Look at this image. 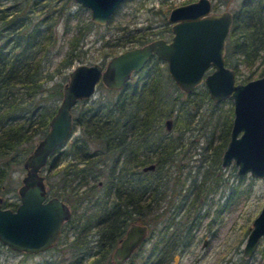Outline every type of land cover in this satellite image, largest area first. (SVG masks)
I'll return each instance as SVG.
<instances>
[{"label": "trees", "instance_id": "16d2710c", "mask_svg": "<svg viewBox=\"0 0 264 264\" xmlns=\"http://www.w3.org/2000/svg\"><path fill=\"white\" fill-rule=\"evenodd\" d=\"M74 4L77 9L72 10ZM83 8L74 0H10L0 7L2 193L8 190L1 187L11 165L20 164L34 137L45 133L57 107L56 99L62 92L61 85L55 86L56 99L51 104H44V84L50 76L46 77L43 58L56 41L57 25H63V33L67 36V48L59 62L66 66L74 60L83 59L81 42L88 31L99 26L90 17L77 18L72 23L73 17ZM113 17L114 14L111 19ZM234 18L225 62L234 69L237 81L244 82L264 73V0H240ZM125 26L120 25L118 33L101 35L98 49L103 57L113 54L128 42H141L153 33L148 26L124 31ZM149 62L148 67L136 72L137 79L133 84L128 83L118 90L109 88L115 95L79 100L89 102L73 115V128L79 127L78 130L83 132L84 145L76 139L68 148L64 149L61 145L50 153L49 161L54 163L50 175L65 181L64 186L69 188L66 194L85 197L88 194L85 189L80 190V184L103 180V189L97 190V184L92 183L95 187L89 196L95 197L100 210L87 221L96 226V218L93 217L98 213V221L103 223L99 226L100 242L104 245H86V236L91 229L81 231L82 225L77 219L76 232L69 240L70 244L66 245L65 238L63 241L66 250L62 254L67 252V256L64 258L60 254L44 264H115L111 260L112 247L129 221L137 219L147 223L154 231L156 227H161L153 222V213L158 209L160 200L167 195L166 189L171 180L168 165L178 163V155L183 154L185 144L183 138L166 132L163 118L174 114V128L178 125L181 129L188 128L193 121L191 109L213 100L204 83L186 94V98L181 97L182 91L171 96L163 86L164 77L159 73L157 61L152 59ZM243 67L248 68V72H244ZM100 84L98 82L97 86ZM225 123L223 148L229 139L230 118ZM128 132L131 142L127 152L124 137ZM96 141H100L103 150L92 154L88 148ZM62 161L60 169L54 171ZM150 162L156 163L155 169L143 171L141 167ZM208 177V172L204 171V178ZM54 189L59 190L60 187L56 185ZM127 199L128 210L125 207ZM113 201L114 207L111 205ZM15 204V200L3 198V206L13 207ZM119 206L120 212L117 211ZM143 208L146 216L136 218ZM162 240L158 237L152 242L146 252L145 264H168L175 246L172 241Z\"/></svg>", "mask_w": 264, "mask_h": 264}, {"label": "water", "instance_id": "95a60500", "mask_svg": "<svg viewBox=\"0 0 264 264\" xmlns=\"http://www.w3.org/2000/svg\"><path fill=\"white\" fill-rule=\"evenodd\" d=\"M74 1L90 10L94 23L105 24L124 0ZM210 5V0H193L172 7L168 20L175 24L169 43L157 38L121 50L104 64L81 62L70 70L47 130L23 158L25 174L18 187V205L14 209L3 206L0 196L1 244L28 253L44 251L54 244L70 212L57 197L45 199L42 167L49 154L71 134L73 107L77 101L91 97L98 82L110 89H121L130 73L139 71L151 54L166 60L169 74L180 90L190 92L203 82L214 102L232 101L233 117L221 165L227 166L233 161L238 174L249 172L264 176V73L244 82L235 80L234 69L225 65L224 60V38L232 13L229 10L210 13ZM209 66L212 70L206 73ZM165 124L170 129L171 118ZM154 166L150 163L143 170H152ZM147 230L146 224L132 222L113 251L114 260L121 262L127 258ZM260 237L264 238V203L252 221L243 247L244 257L252 255Z\"/></svg>", "mask_w": 264, "mask_h": 264}, {"label": "rangeland", "instance_id": "374dc122", "mask_svg": "<svg viewBox=\"0 0 264 264\" xmlns=\"http://www.w3.org/2000/svg\"><path fill=\"white\" fill-rule=\"evenodd\" d=\"M188 1L191 0H124L116 9L113 19L105 24H99L86 33L81 42L83 59L74 60L68 66L59 63L67 48V36L63 33V25L59 23L55 29L56 41L49 47L43 58L46 77L50 76L44 84L42 98L46 101L44 104L54 102L56 99L55 86H63L69 78L70 70L77 63L94 61L105 63L109 55L103 57L100 54L98 47L101 35L108 36L116 33L120 25H126V29H132L147 23H156L164 15L167 16L171 7ZM9 2L10 0H0V7ZM213 2L216 4L217 0ZM239 3L240 0H230L226 7L233 10L239 6ZM223 7L224 5L216 4L214 9L221 10ZM71 8L75 10L77 5L74 4ZM163 12L166 13L163 15ZM87 17H90V10L84 6L73 17L72 23L74 24L77 18ZM248 70L243 67L244 72ZM165 79L169 82L167 93L171 96L176 95L180 91L179 88L173 81L167 80L166 76ZM235 80L237 81V78ZM163 86L167 85L163 83ZM107 95H115V92H111L101 83L96 86L90 98ZM181 97L186 98V93L182 92ZM60 98L61 95L56 99L57 105ZM78 101L73 107V115L89 103ZM191 113L193 121L187 129H181L178 125L172 130L173 134L184 130L182 134L185 144L183 154L178 155L180 160L176 161L181 167L176 168L175 165L170 167L171 180L166 189L167 198L172 201L170 206H166L171 209L176 206L178 209L182 205L181 210L186 211V207L191 204L190 217H195L196 223L193 240L183 252H179L180 259L177 263L261 264L264 262L263 237L259 238L251 256H243V247L252 227V221L264 203V176H253L249 172L238 174L237 165L233 161L227 166L221 165V155L226 146L222 147L223 127L225 128L228 118L232 121V101L229 99L224 102H202V105L193 107ZM77 132V127L72 128V135ZM41 137L38 135L34 137L28 152ZM22 162L11 165L10 172L4 181L5 184L1 187L8 188L7 192H0L3 198L15 200L19 197L18 187L25 174ZM63 163L64 161L57 165L54 171L60 169ZM44 167L41 173L46 175L47 171ZM204 171L208 172V178H204ZM59 250L55 248L40 253L26 254L9 249L0 243V264H44L45 261H50V258L60 255V251H64V249ZM63 256L66 257L67 252L63 253Z\"/></svg>", "mask_w": 264, "mask_h": 264}, {"label": "flooded vegetation", "instance_id": "af4514ba", "mask_svg": "<svg viewBox=\"0 0 264 264\" xmlns=\"http://www.w3.org/2000/svg\"><path fill=\"white\" fill-rule=\"evenodd\" d=\"M191 1H193V0H191ZM213 1L214 0H210V2H211L210 10H209L210 13H218V12H221L223 10H229L232 13L231 25H230L229 30H228L225 38H224V48H225L224 49V60H225L226 56H227L228 36L232 32V30L234 28V24H233L234 23V19H235L234 17H235V13L238 10V7L236 9L232 10V9H229L228 7H226L229 4L230 0H228L227 2H225V0H217L216 4L217 5H224V7L221 10H216V9H214L216 7V4ZM188 2H190V1H188ZM170 9H169V11H170ZM169 11H168V14H167L166 17L164 15L166 12L165 13L163 12L164 17L159 19L156 23H147V24L143 25V26H148L149 29L153 32L148 38L142 40L141 42L140 41L128 42L126 45H124L123 47L119 48L116 52H114L113 54L109 55V57L114 55L115 53L121 51V50H124V49H127V48H131L133 46L141 45V44H144L146 42L152 41V40L157 39V38H162L166 42L169 43L172 40V36L174 34L172 26L175 24L174 21H169L168 20ZM113 14H115V12ZM111 17H110V19H111ZM110 19H109V21H110ZM143 26L133 27L132 29H136V28L140 29ZM138 29H136V30H138ZM126 30H128V29L125 28L124 31H126ZM129 30H131V29H129ZM116 33H118V30H116ZM152 59H155L157 61L156 64L158 65L159 73L162 74L163 77H164L163 80L165 82V85H167L165 87V89L167 90L169 82L166 81L165 76H166L167 80H169V81H173V79H172V77L169 74L166 60L158 57L156 54H151L147 58L146 62L144 63V65L142 66L141 69H143V67H145V66L148 67V65L150 64L149 61L152 60ZM225 65H226V62H225ZM211 70H212V66H209L206 69V73L210 72ZM136 72L137 71H133V72L130 73V76L128 77L125 85H127L128 83L129 84L130 83L131 84L134 83V81L137 79L136 78V76H137ZM202 83H200V84H202ZM174 84H175V82H174ZM200 84H198L197 86H199ZM175 86H177V85L175 84ZM197 86H195L190 92H185V91H182L180 89L179 90L184 92V93H186V94H188V93L193 92V90L196 89ZM158 87H160V86H158ZM114 90H118V89H114ZM167 118H171V120H172V124H171V128L170 129L166 128L165 120ZM175 124L176 123H175L174 114H170L169 116H166V117L163 118V125H164V128H165L166 132L167 133H171L172 135H174L176 137L183 138V134L182 133L187 128H185L184 130H181V132H179L177 134H173L172 130L174 129ZM229 134H230V132H229ZM76 139L78 141L80 140V142H79L80 145H82V146L84 145L83 132L81 130H78V132L76 134H74V135H72V132H71L69 137L66 138V140L63 142V144H62L63 148L64 149L68 148L69 145ZM124 139H125V142H126L127 152H128L129 151V145H130V142H131V140H130V132H128L126 134ZM82 146H81V148H82ZM102 150H103V148H102V144L100 143V141H96L95 143L94 142L90 143V146L88 148V151L90 153H92V154H98ZM49 156H51V155L49 154ZM49 156H48V158L46 160V163L44 165L46 167V171H47L46 175H44V183H45V187H46V197H45V199L47 200V199H49L51 197H57L59 200H61L68 207L70 215H69L68 218L64 219V221L62 223V226H61V230H60L59 236L57 237V239L54 242V244L52 246H50L49 248L45 249L44 251L50 250V249H55V248L60 249V250L64 249V251H65L66 250L65 249L66 246L64 245L63 241L65 239H67L66 245L70 244L71 241H69V240L72 239V237L74 236V234L76 232L75 224H77V219H79V223L82 225L81 231H83V230L87 231L88 228L91 229V232H89L87 234V236H86V240H87V244L86 245H89V246L90 245H94V246L102 245L103 246L104 244L102 242H100V234L101 233L99 232V226L101 224H103V223H100V221H98L99 220L98 218H100V216L97 213L96 216L93 217V218H96V220H95L96 221V226H95L94 223L87 221L88 218H90V216H92L95 212L100 210V209H98V207H100L98 201L95 200V197L93 195L89 196V192L93 191V188L95 187L94 183L97 184L96 185V188H98L97 190H99V188L103 189V187H104L103 186V180L102 179H98L94 183H93V181H89V182H86L85 184H80V190L82 191V189H85L86 193L88 194L85 197L76 198L73 195L66 194L67 191L69 190V188L66 189V187L64 186L65 181L57 180L56 178H52L51 175H50V172H51L52 168L54 167L53 166L54 163L49 161L50 160ZM150 163H153L155 165L154 166V169H155L156 163L155 162H150ZM150 163H148V164H150ZM148 164L143 165L141 167V169L143 170V167L148 165ZM172 165H175L176 168H180L181 167L179 162L177 164L172 162L168 166L172 167ZM143 171H145V170H143ZM92 183L94 185H92ZM56 185L60 187L59 190L54 189V187H56ZM54 191L58 192L59 194H55ZM143 198L145 199L144 196H143ZM185 198H188V197L185 196ZM194 199H195V197H194ZM15 201H16V204L13 207H11L13 209L18 205V203L20 201L19 197L16 198ZM109 203H106V204L109 205ZM128 203H129V199H127L126 202H125V204H126L125 207H126L127 210L129 209ZM171 203H172V201H170L167 198V195L164 196L160 200V202L158 204V209L153 213V216L155 218L154 219V223L156 225L161 226V227H156L155 231L152 230V228L147 223H143V222H141V221H139L137 219L129 221L127 223L124 232L120 236L117 237L116 243L112 247L111 260L115 264H145L147 262V253L146 252L148 251V249L151 246L152 242H154L158 237H162L163 238L162 241H165V240L172 241L171 244H173L175 246L174 253L172 255V258L169 260L168 264H176L179 261V259H180L179 252H183L186 249V247H188L191 244V242L193 240V237H194V232L193 231L196 228V226H195L196 223H195V217H190V214H191L190 212H192L191 209H190L192 207L191 204H190L189 207H186L187 209H186V211H184V210H181V209H183L182 205L179 206L178 209H177L176 206H174V209H171L170 207L166 206V205L170 206ZM111 205H113L112 207H114V201L112 202ZM102 207L105 208L106 205L103 204ZM117 211L120 212V206L118 207ZM146 214H147V212H146L145 208H143L140 211V213L138 215H136V218L137 217H141V216L145 217ZM166 218H168V220H166ZM132 222L146 224L147 227H148L147 234L145 235L144 238H142L140 243L134 248V250L130 253V255L127 258H125L121 262H116L114 260V258H113V251L116 248V246L120 243V240L125 235L127 228L129 227V225ZM165 244H167V243H165ZM44 251H41V252H44ZM62 252L63 251H60L59 254H61L62 257L65 258V256H63ZM25 253H28V252H25ZM38 253H40V252H38ZM30 254H33V253H30ZM57 256H59V255H57ZM52 258H54V257H52ZM103 264H106V263H103Z\"/></svg>", "mask_w": 264, "mask_h": 264}]
</instances>
